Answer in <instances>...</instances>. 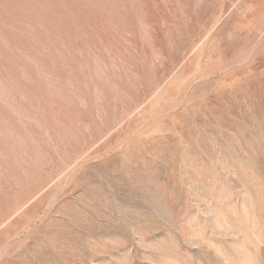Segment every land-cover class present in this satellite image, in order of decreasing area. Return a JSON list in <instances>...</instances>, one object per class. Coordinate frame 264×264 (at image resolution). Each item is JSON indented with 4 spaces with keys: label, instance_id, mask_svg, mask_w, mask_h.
I'll return each mask as SVG.
<instances>
[{
    "label": "rangeland",
    "instance_id": "rangeland-1",
    "mask_svg": "<svg viewBox=\"0 0 264 264\" xmlns=\"http://www.w3.org/2000/svg\"><path fill=\"white\" fill-rule=\"evenodd\" d=\"M0 264H264V0H0Z\"/></svg>",
    "mask_w": 264,
    "mask_h": 264
},
{
    "label": "bare ground",
    "instance_id": "bare-ground-1",
    "mask_svg": "<svg viewBox=\"0 0 264 264\" xmlns=\"http://www.w3.org/2000/svg\"><path fill=\"white\" fill-rule=\"evenodd\" d=\"M108 187V186H107ZM100 193V192H99ZM97 197V196H96ZM115 197V196H114ZM115 199V198H114ZM97 202V201H96ZM101 202V201H100ZM100 206H102V205H100ZM96 207V206H95ZM86 208V207H85ZM97 210V209H96ZM92 211V210H91ZM101 212H103V211H101ZM97 213H95V215H96ZM98 214H99V210H98ZM97 216V215H96ZM92 227V226H91ZM90 227V228H91Z\"/></svg>",
    "mask_w": 264,
    "mask_h": 264
}]
</instances>
